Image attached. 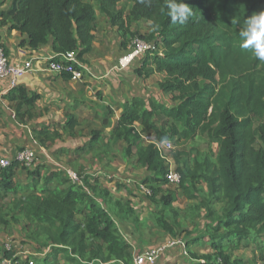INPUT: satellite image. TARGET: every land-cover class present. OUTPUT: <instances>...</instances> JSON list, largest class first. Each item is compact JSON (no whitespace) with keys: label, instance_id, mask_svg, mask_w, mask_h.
Returning <instances> with one entry per match:
<instances>
[{"label":"trees","instance_id":"trees-1","mask_svg":"<svg viewBox=\"0 0 264 264\" xmlns=\"http://www.w3.org/2000/svg\"><path fill=\"white\" fill-rule=\"evenodd\" d=\"M121 1L98 0L97 8L117 27L123 46L138 35L133 23L149 22L145 38L156 48L145 52L134 72L139 78L164 74L159 86L173 104L137 93L114 122L105 118L103 128L92 132L91 143L109 128L108 144L124 141L125 156H137V164L150 173L142 183L160 207L157 222L167 233L186 232L185 221L195 224L204 217L205 230L195 237L190 231L186 247L203 239L221 263L243 264L231 260L225 243L238 248L248 237L260 242L264 234V0H131L128 11L118 7ZM96 20L97 10L88 0H13L0 9V25L25 35L23 44L36 49L51 43L54 58L77 51L85 62ZM10 97L18 101L20 122L35 116L38 92L18 85ZM157 113L163 115L161 123ZM77 124L70 114L62 130L43 125L34 129L35 138L49 147ZM202 131L218 143L217 153L192 149L182 161L183 152L172 150L182 178L170 187L169 166L154 140H189ZM146 132L154 139L146 142ZM42 164L30 168L14 161L0 167V232L20 214L31 226L29 235L42 249L50 248L46 264H54L51 259L60 253L70 264H134L120 227L141 220L132 199H113L96 175L80 173L85 189L60 170L43 173ZM20 169L27 171L25 183L17 179ZM177 189L190 201L185 209L174 205Z\"/></svg>","mask_w":264,"mask_h":264},{"label":"rangeland","instance_id":"rangeland-1","mask_svg":"<svg viewBox=\"0 0 264 264\" xmlns=\"http://www.w3.org/2000/svg\"><path fill=\"white\" fill-rule=\"evenodd\" d=\"M93 3L97 10L98 23L95 24L97 29L96 37L98 40H102V44H105L106 55H111V64H118L120 68V59L129 56L133 49L136 47L135 37L130 39L127 46L122 45V37L116 26L112 25L108 17L101 13L97 8L98 0H88ZM13 0H0V9H7L10 7ZM132 5L131 0H123L118 4V7H124L126 11L130 9ZM132 29L137 31L140 39L147 41L145 37L149 32V22L139 21L132 24ZM143 35V37L140 36ZM104 46V45H103ZM100 47V46H99ZM102 47V46H101ZM118 47V48H117ZM116 53V58L114 54ZM145 52H140L137 56L143 57ZM141 63V62H140ZM104 64H108L104 62ZM139 65V62L130 61L124 69L115 71V76L107 78L111 89H115L113 96L111 97L112 103L103 104V112L97 108L93 103H97V100H93L88 94L82 102H79L75 107L71 109L77 113L73 114L79 120V125L73 131H70L67 135L64 133L58 138L59 141L69 139L68 152L61 148V141L50 143L46 148V153L40 152L38 154V163H43V173H50L53 170H60L65 174V167H70L78 173H90L96 175L103 187L109 189L113 199H127L131 198L135 207L141 217L138 224L132 221H125L120 223V227L124 235L131 243V249L133 254L157 249L164 246L166 250L161 254L160 258L155 264H188L190 258L206 259L209 257L211 260H218V254L215 249L207 243L205 240H199L198 242L191 243L186 249L189 252V257L184 256L182 253V246L180 244L172 245L173 240L187 241L189 232H192L190 237L199 236L205 230V224L207 219L202 217L194 224L185 221V226L188 227L186 232L183 230L179 235L173 236L167 233L157 222L159 216V206L153 204L149 198L147 186L142 183V179L148 176L150 173L140 165L137 164L135 154L126 157L124 153L125 142L119 141L108 144L110 136V129L106 128L102 133L101 139L91 143L92 132L94 130L103 128L104 119L107 118L114 122L120 115L121 110L125 108L126 103L130 102L134 95L137 93L143 94L146 97H151L159 100L167 105H172L173 101L171 95L164 92L160 86L159 81L163 79L162 73H154L151 78L146 80L145 78H139L135 72V67ZM110 68V65H107ZM105 69V68H104ZM118 69V68H117ZM109 77V76H108ZM118 93L123 95V100H118ZM93 95L98 99L104 98V92L101 89L93 88ZM127 99V100H126ZM126 100V102H124ZM43 111V107L36 108ZM65 112H67L65 110ZM69 115L70 113H66ZM77 115V116H76ZM155 120L161 123L163 115L157 113ZM138 129L142 128L141 124H137ZM62 128H60L61 130ZM35 135V133H34ZM79 141L71 140L70 136H79ZM146 142L154 139L153 133H144ZM65 136V137H64ZM174 150L183 152L181 154L182 161L187 158V153L192 149H198L201 152H208L211 156H214L218 150V143L214 140L212 135L208 131L200 132L195 138L185 140H172ZM39 142L37 140L36 146L30 144L29 147H35L39 149ZM79 145V146H78ZM28 146V145H26ZM23 148V147H21ZM173 150V151H174ZM57 160L59 164L54 162ZM27 171L20 169L18 171L17 179L20 181L26 180ZM122 183L123 186H119ZM170 187H172L170 185ZM126 188H130L134 191L129 195ZM149 190V189H148ZM150 191V190H149ZM177 200L174 205L185 209L190 201L186 198L181 189L176 190ZM220 204H218L219 206ZM29 222L22 215H16L15 219H11L10 226L0 232V257L5 254V243H11L12 252H19L20 250L29 249L40 253L37 259L38 264H46L45 257L50 251V248L46 250L42 249L36 239L29 235L30 230ZM227 249L226 253L231 256V260L239 259L243 264H264V254L261 248L264 247V234L260 242L254 241L251 237H248L242 241V244L238 248H233L234 243L226 241ZM175 250L179 251L178 257L170 255ZM43 252V254L41 253ZM209 256V257H208ZM54 264H70L67 256L60 253ZM219 261V264H223Z\"/></svg>","mask_w":264,"mask_h":264},{"label":"crops","instance_id":"crops-1","mask_svg":"<svg viewBox=\"0 0 264 264\" xmlns=\"http://www.w3.org/2000/svg\"><path fill=\"white\" fill-rule=\"evenodd\" d=\"M98 21L96 20L95 24ZM94 33L96 36V26ZM24 37L25 35L20 34L15 29H11L9 25H0V42L4 43L10 57L15 60L33 59L34 69L22 77L19 85L25 87L30 94L33 92L40 94L37 108L42 106L43 111L41 112L38 109V112L34 113L35 116L32 118L26 117L27 122H20L16 111L18 101L10 97V90L12 88L6 80L0 79V156H13L18 149L26 145L33 144L36 146L37 139L34 135V129L36 128L43 125H48L51 128H62L67 122L69 115L77 113L71 109L72 106L75 107L79 102H82L87 94L93 100L98 101L93 104L103 112V104L112 103L111 97L114 92L116 93L115 89H111L108 79L111 78L110 76H115L114 81L116 82L117 77L114 74L115 71L125 68H120L118 64H111V55H106V52H109L104 49L105 44H102V40L100 41L95 37L92 51L84 56L90 72L88 71L89 73L82 80H72L68 76L53 73L48 70L47 65L50 58L56 56V52L52 49L51 43L41 45L34 49L22 43ZM114 57H117L116 53ZM141 58L136 55L134 61L140 63ZM104 62L108 63L107 65H110V68ZM152 76L145 79L148 80ZM95 87L104 92V98L102 100L93 95V88ZM115 97L118 100L125 98L120 93ZM24 110L25 108H22L21 112H24ZM65 110L70 114L67 115ZM123 110L124 108L121 110V113ZM77 120L79 119L77 118ZM78 125L79 122L76 127ZM63 133L67 135L70 132ZM78 137L82 136H70L71 140L74 141H79ZM58 141L59 139L55 141L56 144ZM60 141L61 148L63 150L67 149V153L68 148L71 147L69 144L70 140L66 139L64 141L63 139ZM40 152L42 151L40 150ZM52 160L59 164L57 160L53 158ZM26 181L27 176L26 180L22 182L25 183ZM170 255L178 257L179 251L175 250Z\"/></svg>","mask_w":264,"mask_h":264},{"label":"built area","instance_id":"built-area-1","mask_svg":"<svg viewBox=\"0 0 264 264\" xmlns=\"http://www.w3.org/2000/svg\"><path fill=\"white\" fill-rule=\"evenodd\" d=\"M136 47L133 49L132 53L120 59V66H127L130 61H133L140 52H146L148 49H155L156 45L153 42H148L140 39V37H135ZM55 57V56H54ZM50 58L47 68L53 73L62 74L64 72L71 73L70 79L72 80H82L90 71L86 65V62L78 57L77 51H68L59 54L57 58ZM34 69L33 59L15 60L10 57L6 48L0 45V79L6 80L11 88L16 87L20 84V80L26 74ZM89 71V72H88ZM161 157L165 159L169 170L167 172V179L169 186L176 187L181 182V172L177 169V164L172 154L174 150V145L172 139H167L163 141H156ZM37 142V141H36ZM46 152L45 147L40 146L39 149L24 146L18 149L13 156H0V167H7L12 162L16 161L21 163L26 167L33 168L38 164V154ZM61 165V164H59ZM65 174L74 182L84 186V175H80L77 171L70 167H65ZM148 188V187H147ZM149 189V188H148ZM147 189L148 192H150ZM172 245L180 244L182 246V253L184 256L189 257V252L186 249V242L183 240H173ZM6 250L12 252L11 243H5ZM49 248V247H47ZM45 248L44 250H46ZM166 250L164 246H160L157 249L147 250L134 255V264H155V262L160 258L161 254ZM43 254V252H41ZM38 252L24 249L19 252H12V255H3L0 257V264H38L37 258L39 257ZM182 264V263H178ZM188 264H212L207 262L205 259L190 258ZM219 264V263H217Z\"/></svg>","mask_w":264,"mask_h":264}]
</instances>
